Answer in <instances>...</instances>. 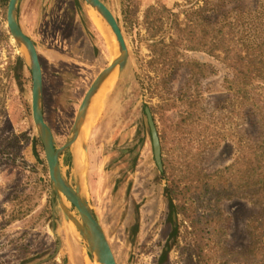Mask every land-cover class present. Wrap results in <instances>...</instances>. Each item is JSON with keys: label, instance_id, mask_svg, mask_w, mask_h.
<instances>
[{"label": "rangeland", "instance_id": "1", "mask_svg": "<svg viewBox=\"0 0 264 264\" xmlns=\"http://www.w3.org/2000/svg\"><path fill=\"white\" fill-rule=\"evenodd\" d=\"M104 1L124 24L121 0ZM142 1L144 12L149 5L158 1L174 7L184 0ZM88 8L82 0H24L22 3V27L42 47L40 56L46 71L44 113L59 146L64 145L70 136L87 89L113 57ZM5 28L9 30L7 18L0 9V89L5 97L4 111L0 117V156L10 157V163L6 165L0 159V210L22 183H27L25 193L31 197L28 203L34 206L39 197L41 199L32 216L17 221L5 231L9 235L0 241V264H32L57 251L53 218H49L50 212L53 214L55 198L48 163L47 166L40 163L41 159L47 160L44 148L37 140L39 133L33 117L32 71L28 63L19 64L22 53L12 36L9 40L2 38ZM144 35L143 29L140 36L135 34V37H130L127 34L131 51L129 61L122 76H115L104 92L102 113L96 122H92L89 140L87 191L119 264H158L162 257L160 246L165 244L173 222L170 200L165 190L166 181L161 179L155 159L151 129L146 124L145 137L141 140L131 139L135 132L133 126L139 123L137 119L142 109L137 102L143 99L152 107L158 103L136 80V74L142 75L141 60H146L150 54L142 41ZM89 42L96 43V54L92 48L84 47ZM11 65L13 69L9 71ZM225 74V71H221L212 77V82L216 81L215 91L224 89L222 83ZM219 97L221 101L227 100L228 91ZM196 113L195 109L185 105L153 114L159 131H162L165 124H177ZM230 141L226 143L224 152L215 153L208 159L211 168L234 159L236 144L234 139L230 138ZM62 160H66V156ZM69 173L74 174L72 168ZM56 204V229L63 237V248L56 258L44 264H64V257H67L69 264H96L83 245L76 226L65 219L57 199ZM225 209L232 216L227 243L230 248L237 249V200L226 202ZM38 219L39 222L33 224ZM1 220L0 217V226L4 224ZM177 223L178 241L169 253L166 264H189L188 246L184 251L188 243L182 236L185 227L178 214ZM27 228H32V234L28 241V254H24L16 249L21 241L12 239Z\"/></svg>", "mask_w": 264, "mask_h": 264}, {"label": "trees", "instance_id": "2", "mask_svg": "<svg viewBox=\"0 0 264 264\" xmlns=\"http://www.w3.org/2000/svg\"><path fill=\"white\" fill-rule=\"evenodd\" d=\"M9 1L0 0L5 18ZM121 6L128 36L145 31L142 41L150 54L141 60L142 75L136 74V80L151 99H157L154 113L185 105L197 112L160 130L161 175L167 196L182 217L189 264H237V249L227 243L232 216L225 209L226 202L237 200L236 153L230 163L214 168L207 163L215 153L224 152L230 138L236 144L235 0H184L174 7L158 1L144 12L142 0H121ZM2 31V38L9 40L8 28ZM8 69L12 71V65ZM221 71L226 72L224 89L215 91L212 77ZM226 90L229 98L221 101L219 95ZM4 104L0 89V117ZM0 159L10 163L9 156ZM26 185L17 187L0 210L4 223L0 241L9 235L7 229L27 220L39 206L41 197L34 206L28 203ZM31 234L32 228L23 229L12 239L21 241L16 247L21 253L28 254Z\"/></svg>", "mask_w": 264, "mask_h": 264}, {"label": "water", "instance_id": "3", "mask_svg": "<svg viewBox=\"0 0 264 264\" xmlns=\"http://www.w3.org/2000/svg\"><path fill=\"white\" fill-rule=\"evenodd\" d=\"M80 2V1H79ZM89 7L98 10L109 22L116 36L114 54L110 63L100 71L81 101L70 136L64 145L59 146L54 132L47 123L44 113V74L36 42L24 31L20 23L22 0H10L7 9V24L10 34L33 75L32 108L34 121L45 148L49 164L54 201L53 230L58 240L54 255L40 261L42 264L54 259L63 248V237L57 232L56 219L58 206L65 219L72 222L83 245L88 249L96 264H119L106 229L87 191L89 177V140L92 131L90 110L95 98L109 86L115 76L121 77L129 61L131 51L122 20L104 0H82ZM80 5V3H78ZM106 90H104L105 92ZM104 94V93H103ZM154 145L155 159L160 171L164 169L162 145L159 132L150 108L146 109ZM66 156V160L62 157ZM68 166V167H67ZM67 168V169H66ZM73 169V175L69 170ZM175 211V204L172 202ZM176 213V212H175ZM64 264H69L64 257Z\"/></svg>", "mask_w": 264, "mask_h": 264}, {"label": "flooded vegetation", "instance_id": "4", "mask_svg": "<svg viewBox=\"0 0 264 264\" xmlns=\"http://www.w3.org/2000/svg\"><path fill=\"white\" fill-rule=\"evenodd\" d=\"M76 4H77V2H76ZM78 5H76V7H77ZM81 23H82V25H83V27L85 28V24H84V22H83V20L81 19ZM86 29V28H85ZM89 45V47H87ZM36 46H37V49H38V52H39V56H40V51H41V45L37 42V40H36ZM95 46H96V43L95 42H89V43H86L85 45H84V47L86 48V49H89L90 50V48H92L91 50H94V53L96 54V49H95ZM41 47V48H40ZM85 51H87V50H85ZM88 52V51H87ZM40 61H41V64H42V68H43V74H44V78H45V68H44V65H43V62H42V60H41V56H40ZM18 62H20L19 64H21V65H23V64H27V61H26V59L24 58V56L23 55H21L20 54V57H19V59H18ZM20 65V66H21ZM28 65V64H27ZM20 69H21V67H19ZM18 68V69H19ZM15 70H16V68H15ZM47 73H48V71H47ZM33 76V75H32ZM143 99H141V101H138L137 102V105L139 104V106L140 107H142V109H141V111H140V114H139V116H138V122L139 123H137V125L136 126H133V128H135V132H134V135L133 136H131V139H133V140H141L143 137H145V135H146V124H147V126H148V128H150V124H149V120H148V116H147V112H146V109L147 108H150L151 109V111H152V114L154 113V111H153V107H152V105H148L145 101H142ZM145 116L147 117V119L145 118ZM153 117H154V120H155V114H153ZM144 122H145V124H144ZM155 123H156V120H155ZM156 126H157V129H158V132L160 133V131H159V128H158V125H157V123H156ZM151 129V128H150ZM159 136H160V134H159ZM130 139V140H131ZM37 140H39V142H42V140H41V138H40V135L38 136V138H37ZM161 140V139H160ZM153 142V141H152ZM43 143V142H42ZM44 148V147H43ZM153 148H154V145H153ZM44 151H45V148H44ZM47 160V159H46ZM42 165L43 164H46V166H47V161H44V159H41V162H40ZM47 167H49V164H48V166ZM49 172H50V169H49ZM160 175H161V171H160ZM161 179L162 180H164L163 179V177H162V175H161ZM165 181V180H164ZM51 185H52V183H51ZM165 186H166V183H165ZM170 207H171V215H172V219H173V222H172V228H171V230H170V232H169V234H168V238L166 239V241H165V244H162V246H160V247H162V257H161V259H160V261L158 262V264H166V261H167V259L169 258V253L171 252V250H172V248H173V246L175 245V244H177V241H178V236H179V224L177 223V213H175V211H174V208H173V206H172V203H171V201H170ZM53 225V224H52ZM175 239V240H174ZM55 254V253H54ZM53 254V255H54ZM51 256V255H50ZM49 256V257H50ZM46 258H48V257H46ZM46 258H44V259H46ZM56 258V257H55ZM44 259H41V260H39V261H37V262H35V263H32V264H37V263H39L40 261H42V260H44ZM50 261V260H49ZM49 261H47V262H44V263H48ZM44 263H42V264H44ZM28 264H30V263H28Z\"/></svg>", "mask_w": 264, "mask_h": 264}, {"label": "bare ground", "instance_id": "5", "mask_svg": "<svg viewBox=\"0 0 264 264\" xmlns=\"http://www.w3.org/2000/svg\"><path fill=\"white\" fill-rule=\"evenodd\" d=\"M88 12L97 30L101 33L102 37L105 39V44H106V47L109 53L114 54L115 53L114 46L116 45L117 40H116V36L114 34L113 28L98 10L94 9L93 7H89ZM106 89H107V86L104 88V90ZM104 90L102 91V94L100 93L97 96V98H95L94 101L92 102V106L90 110V119H92L93 122L94 121L96 122L102 113V109H103V103H102L103 97L102 96H103Z\"/></svg>", "mask_w": 264, "mask_h": 264}, {"label": "crops", "instance_id": "6", "mask_svg": "<svg viewBox=\"0 0 264 264\" xmlns=\"http://www.w3.org/2000/svg\"><path fill=\"white\" fill-rule=\"evenodd\" d=\"M23 1L24 0H22V3H23ZM22 3H21V8H20V14H21V9H22ZM20 23H21V18H20ZM21 26H22V24H21ZM23 28V27H22ZM32 39H34L33 37H32ZM34 41L36 42V39H34ZM63 56V55H62ZM64 57V56H63Z\"/></svg>", "mask_w": 264, "mask_h": 264}]
</instances>
